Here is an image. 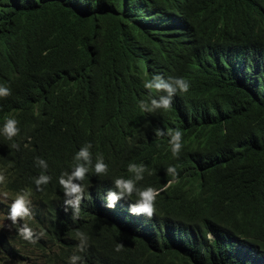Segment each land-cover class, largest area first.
Instances as JSON below:
<instances>
[{"label":"trees","instance_id":"obj_1","mask_svg":"<svg viewBox=\"0 0 264 264\" xmlns=\"http://www.w3.org/2000/svg\"><path fill=\"white\" fill-rule=\"evenodd\" d=\"M153 74L190 88L146 113L140 101L162 94L144 88ZM0 85L12 92L0 129L7 118L20 129L0 132L1 210L31 190L33 211L5 219L0 264H264V0H0ZM156 128L182 132L178 158ZM88 143L109 171L90 168L73 221L58 180ZM130 163L146 166L138 187L161 190L151 219L129 212L135 196L106 206ZM41 172L51 180L37 191ZM24 223L43 233L35 243Z\"/></svg>","mask_w":264,"mask_h":264},{"label":"clouds","instance_id":"obj_2","mask_svg":"<svg viewBox=\"0 0 264 264\" xmlns=\"http://www.w3.org/2000/svg\"><path fill=\"white\" fill-rule=\"evenodd\" d=\"M144 88L149 91V93H162L157 97L149 96L150 103L141 100L139 107L143 112L155 113L157 110H169L173 106V96L177 92L185 93L190 88V83L184 77H168L165 79L160 74H153L151 79L146 80L144 83ZM12 95L10 87L0 85V98H7ZM19 121L15 118H7L4 122L3 128L0 132L8 139L12 140L14 137L19 135L20 129L18 127ZM156 136L167 135L170 137L168 143L171 146L172 156L178 158L182 150V132L179 129L172 130L168 129L166 131L160 128L154 129ZM12 148H18L17 144H12ZM92 145L90 143L85 144L75 153L74 165L71 172L64 171L61 173L58 183L63 189L64 193V205L70 206L72 209L71 219L73 221L80 218V206L83 200L86 198V193H88V188L91 186L90 181L86 185L84 183L90 168L94 169V174L99 176H106L108 174V165L104 162L102 154L97 155L95 164L93 165L92 153L90 151ZM35 163L41 169L47 170L48 164L44 159L40 157L35 158ZM147 171L146 166L143 164L130 163L128 165V172L132 173L131 178L117 177L113 180L115 191L108 190L106 194V201L108 208H115L116 203L121 199L133 200L132 197L135 196L136 199L133 203L129 204L128 210L131 214L136 216H144L151 219L156 213L155 202L156 198L160 195V191L154 187H138V182L144 179V173ZM167 174L175 177L178 175L177 170L173 166H169L166 169ZM152 174L151 172L149 173ZM51 180V177L44 172L34 179L37 191H43L41 186L47 185ZM7 177L0 171V185H5ZM6 195V194H5ZM32 192L31 190H21L16 193L9 206L8 213L5 219L11 222V226H16L20 224L21 221L33 215L32 211ZM91 197L88 195L87 197ZM65 207V211H67ZM5 227V225L0 222V228ZM19 235L26 241L30 243H35L43 233H36L27 223L22 224L18 228ZM76 239L79 241L77 245L78 252H85L89 246V237L85 232L77 231L75 233ZM124 245L122 243H117L116 251L122 250ZM70 264H84L82 257L80 255H72L70 257Z\"/></svg>","mask_w":264,"mask_h":264},{"label":"rangeland","instance_id":"obj_3","mask_svg":"<svg viewBox=\"0 0 264 264\" xmlns=\"http://www.w3.org/2000/svg\"><path fill=\"white\" fill-rule=\"evenodd\" d=\"M3 194H4V192L0 191V203L5 202V198L3 197ZM0 222H2L5 225V227H3V228L8 227V223L5 220V215L2 213L1 206H0ZM0 229H2V228H0Z\"/></svg>","mask_w":264,"mask_h":264}]
</instances>
